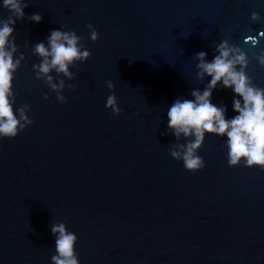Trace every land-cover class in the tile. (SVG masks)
Listing matches in <instances>:
<instances>
[{
  "label": "water",
  "instance_id": "water-1",
  "mask_svg": "<svg viewBox=\"0 0 264 264\" xmlns=\"http://www.w3.org/2000/svg\"><path fill=\"white\" fill-rule=\"evenodd\" d=\"M26 2L10 37L14 59L25 57L13 109L29 105L33 123L0 137V264H51L57 222L76 235L79 264H264V170L230 167L226 137L206 134L197 153L205 167L189 172L169 155L176 141L167 129L172 103L211 79H197L195 54L210 62L225 39L247 54V75L264 88L254 58L264 51V0ZM34 13L41 22L28 19ZM59 29L91 53L69 67L72 80L50 73L65 80L64 103L32 67L40 62L32 45ZM248 36L258 43H245ZM109 95L119 115L105 107ZM234 98L218 84L211 102L231 119Z\"/></svg>",
  "mask_w": 264,
  "mask_h": 264
},
{
  "label": "clouds",
  "instance_id": "clouds-1",
  "mask_svg": "<svg viewBox=\"0 0 264 264\" xmlns=\"http://www.w3.org/2000/svg\"><path fill=\"white\" fill-rule=\"evenodd\" d=\"M28 6L26 0H3L2 7L10 13L6 20H0V137L15 138L19 132L33 123L27 113L29 105L24 104L13 109L15 98L12 81L14 73L25 59L23 53L14 59L18 46L10 37L17 20L25 18L24 8ZM28 19L39 23L42 16L34 13ZM260 19L256 12L251 14L252 21ZM90 32V40L95 42L99 34L91 24L86 25ZM264 36V32L260 33ZM245 43L255 46L256 37L248 36ZM47 45V46H46ZM32 53L40 58L38 64H33L36 80H42L48 88L56 93L59 103L65 102L61 94L66 87L64 79L54 81L53 71L57 77L63 76L67 80L74 78L69 67L75 62L88 60L91 53L84 47L82 37L74 31L52 30L47 38V44L38 42L32 45ZM206 52L195 54L196 77L203 81L206 76L211 77L203 91L193 89L191 99L177 98L167 111L168 133L175 137L176 143L171 147L169 155L173 160L182 161L183 167L192 173L205 167V162L199 156L206 134L226 137L227 163L230 167L241 165L247 168L258 167L264 170V88L254 85L247 75L249 64L247 54L238 46L231 45L227 39L214 48V58L209 62ZM260 66H264V51L254 57ZM231 88L235 96L232 101L233 111L238 113L231 119H226V108L211 102L213 90L217 85ZM73 88V85H67ZM107 87L111 90L114 85L109 81ZM44 99H48L45 94ZM113 115H119L121 109L117 105L115 95H109L105 104ZM167 134V133H165ZM185 142L180 143L181 138ZM51 234L55 237V255L51 257V264H79L75 244L77 237L67 231L62 222L51 224Z\"/></svg>",
  "mask_w": 264,
  "mask_h": 264
}]
</instances>
